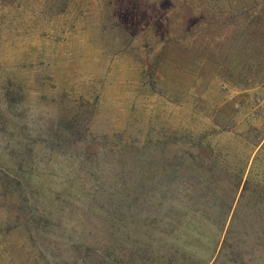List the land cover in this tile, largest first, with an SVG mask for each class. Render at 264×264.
Masks as SVG:
<instances>
[{"label": "rangeland", "instance_id": "rangeland-1", "mask_svg": "<svg viewBox=\"0 0 264 264\" xmlns=\"http://www.w3.org/2000/svg\"><path fill=\"white\" fill-rule=\"evenodd\" d=\"M169 250L264 264V0H0V264Z\"/></svg>", "mask_w": 264, "mask_h": 264}, {"label": "trees", "instance_id": "trees-1", "mask_svg": "<svg viewBox=\"0 0 264 264\" xmlns=\"http://www.w3.org/2000/svg\"><path fill=\"white\" fill-rule=\"evenodd\" d=\"M250 183V181H247V183H246V186L248 185ZM239 189H240V186H239ZM236 202V198H235V201H234V203ZM222 207H220V209H221ZM228 220L229 219H226L225 221H223V224H224V226L222 227V232L224 233V231H225V227H226V223H228ZM234 222H235V219H233V221H232V224H234ZM230 232H232V227L230 228V231L228 232V236H229V234H230ZM222 237H223V234H221V236H218V239H220L219 240V242L217 243V245L215 244L214 246H213V248H212V251H213V253L215 254V256H216V254H217V258L219 259V260H222L221 262L222 263H224L225 261H223V258H225V251L227 250V245H225V244H227V242H228V239H226V241H225V243H224V245H223V247L221 248V250L219 251V247H220V245H221V239H222ZM178 244L180 245V246H182V248L184 249V250H190V248H189V246L188 245H186V244H184V243H181L180 241L178 242ZM173 246V245H172ZM170 251V253H172V255H177V253H175V252H171V250H169ZM218 252H219V255H218ZM180 253L183 255V258L180 256H178V257H176L175 256V261H177V264H200V262L198 261L199 260V255L198 254H196V252L195 253H193V254H189V255H187L188 253H185V252H183L182 250H180ZM214 256V257H215ZM217 259V260H218ZM206 261L207 260H205V264H206ZM210 261V260H209ZM216 263H217V261H216ZM215 263V264H216ZM209 264V263H208Z\"/></svg>", "mask_w": 264, "mask_h": 264}]
</instances>
